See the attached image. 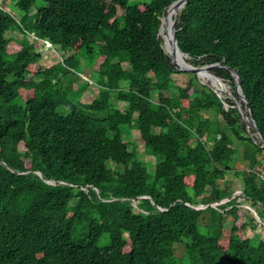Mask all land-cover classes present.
<instances>
[{
  "label": "trees",
  "instance_id": "trees-1",
  "mask_svg": "<svg viewBox=\"0 0 264 264\" xmlns=\"http://www.w3.org/2000/svg\"><path fill=\"white\" fill-rule=\"evenodd\" d=\"M173 1L0 0V264H264L238 200L264 221V147L227 68L197 75L164 52ZM175 37L191 65L237 72L264 135V0H186ZM53 46L64 55L41 67ZM86 70L98 89L87 101Z\"/></svg>",
  "mask_w": 264,
  "mask_h": 264
},
{
  "label": "rangeland",
  "instance_id": "rangeland-1",
  "mask_svg": "<svg viewBox=\"0 0 264 264\" xmlns=\"http://www.w3.org/2000/svg\"><path fill=\"white\" fill-rule=\"evenodd\" d=\"M5 10H8L16 19H18L21 16V12L15 8V7H10V6H5L3 5ZM166 28L168 29V24L166 25ZM8 34V33H7ZM13 35L18 36L17 31L12 32ZM33 34H30V36H32ZM20 37V36H18ZM161 38V43L163 45V40L162 37ZM41 43L39 48H41ZM41 59L39 64L44 66V65H52L55 63L56 60H60V56L64 55V53L62 54L60 51L57 50V47L53 46L52 49L47 50L46 47H43L41 50ZM84 71V70H83ZM85 72V71H84ZM90 71L86 70L85 74L81 75V78L84 79V82H91V86H89V88H87V94L83 97V100H90L95 94H97V85L93 84V81L90 79ZM189 77V75L187 73H175L173 75V78L175 80V83L183 85L184 82L187 80V78ZM198 81L201 83V80L198 78ZM84 82L82 81H76L73 86L77 89L81 84H84ZM207 85L212 86L216 91L219 90L221 88V83L212 78L211 79V84L208 82H205ZM230 86V84H229ZM217 93H219L217 91ZM221 95V97H223V99H230L233 101L234 98V94H233V90L231 89L230 86V93L229 92H221L219 93ZM203 114L205 116L209 115L208 112H203ZM221 118V117H219ZM249 129V128H248ZM249 132L255 137L257 142H260V138L258 137V135L254 132H252V130L249 129ZM126 140L134 143L136 146V149L139 153V157L146 162V166L148 171H153V165L156 162V157H154V155H148L144 153V149H143V144L140 140L139 137V133L134 129H132L129 133L128 136H126ZM236 147H237V153L235 154L236 160L235 163L233 164V170H230L227 173V185L229 187V189L234 190V192L240 191L242 189V180H241V176L237 173L234 172V169H238V168H242L244 167V163L241 162V146L239 145V143H236ZM239 202L241 203V206L243 208H245L246 210L249 211L250 215L255 216V220L257 224V227L255 230L252 229H248V233L249 234H253L255 232H257L258 234H260V237H264V226H263V220L260 219L259 217H257L255 210L253 207H251L249 205L248 202L243 201L242 199H238ZM183 249L182 246L178 247L177 249V253L181 255Z\"/></svg>",
  "mask_w": 264,
  "mask_h": 264
},
{
  "label": "water",
  "instance_id": "water-1",
  "mask_svg": "<svg viewBox=\"0 0 264 264\" xmlns=\"http://www.w3.org/2000/svg\"><path fill=\"white\" fill-rule=\"evenodd\" d=\"M186 0H175L173 1L170 6L168 7L167 11H172L173 14V18L172 21L169 25V34H170V38H169V42L171 45V48L169 50V53H167L163 50L166 54H168L170 57L175 56L176 52H179L180 55H182L184 57L183 62L181 63V65H177L178 69L184 70V71H188V72H194L197 75L201 72L204 71L206 69H209L211 67H218L221 66L223 68H227L230 72V75L233 77L234 80V91L236 96L243 101V107L239 105V111L240 114L243 118L244 121H246L248 123V126L253 128V130L255 131V133L258 135V137L260 138L261 141V146L264 147V135L263 133L260 131V129L258 128L253 115L251 113L249 104H248V100L245 96V94L243 93L241 86H240V80H239V75L237 74V72L233 69V68H229L227 65H219L218 63H211V64H204V65H200V66H193L191 65L189 62L186 61V56L187 54L183 53L176 41V37H175V26H176V18H177V14L179 12V10L183 7V5L185 4ZM163 30V21L161 19L160 22V26L158 29V36H161V31ZM39 173V172H38ZM40 174V173H39Z\"/></svg>",
  "mask_w": 264,
  "mask_h": 264
},
{
  "label": "bare ground",
  "instance_id": "bare-ground-1",
  "mask_svg": "<svg viewBox=\"0 0 264 264\" xmlns=\"http://www.w3.org/2000/svg\"><path fill=\"white\" fill-rule=\"evenodd\" d=\"M172 18H173V14H172V11H167V13H165L163 16H162V21H163V30L161 31V37H162V40H163V47H164V50L169 53V50L171 48V45H170V42H169V38H170V34H169V25L172 21ZM168 24V31L166 32V25ZM175 58H177L178 60L181 61V63L183 62V59L184 57L182 55L179 54V52H176V55L174 56ZM203 72V71H201ZM200 72V73H201Z\"/></svg>",
  "mask_w": 264,
  "mask_h": 264
},
{
  "label": "built area",
  "instance_id": "built-area-1",
  "mask_svg": "<svg viewBox=\"0 0 264 264\" xmlns=\"http://www.w3.org/2000/svg\"><path fill=\"white\" fill-rule=\"evenodd\" d=\"M259 176H260V178L263 180V182H264V173L263 172H260L259 173ZM264 224V223H263Z\"/></svg>",
  "mask_w": 264,
  "mask_h": 264
}]
</instances>
